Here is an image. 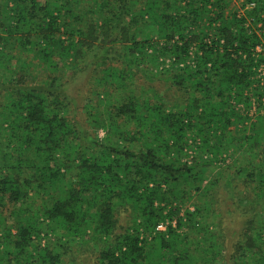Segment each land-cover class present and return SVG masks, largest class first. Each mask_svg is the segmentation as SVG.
<instances>
[{
    "label": "trees",
    "instance_id": "16d2710c",
    "mask_svg": "<svg viewBox=\"0 0 264 264\" xmlns=\"http://www.w3.org/2000/svg\"><path fill=\"white\" fill-rule=\"evenodd\" d=\"M233 1L0 0V264H264V0Z\"/></svg>",
    "mask_w": 264,
    "mask_h": 264
},
{
    "label": "built area",
    "instance_id": "2783aa9c",
    "mask_svg": "<svg viewBox=\"0 0 264 264\" xmlns=\"http://www.w3.org/2000/svg\"><path fill=\"white\" fill-rule=\"evenodd\" d=\"M254 3H249L247 4L248 7L250 6H253ZM264 49V43L262 45H260L259 47H257V50L258 51H261ZM255 78H258L260 80V86L261 88L264 89V65H260L259 68L257 69V75ZM252 102H253V110L255 109V99L254 97H252ZM253 112V111H252ZM166 227V225L164 223H160L158 226H157V229L159 230H164Z\"/></svg>",
    "mask_w": 264,
    "mask_h": 264
},
{
    "label": "rangeland",
    "instance_id": "374dc122",
    "mask_svg": "<svg viewBox=\"0 0 264 264\" xmlns=\"http://www.w3.org/2000/svg\"><path fill=\"white\" fill-rule=\"evenodd\" d=\"M233 2L238 7V9L240 10L241 13L245 12L246 8H248V6L246 4L242 5L244 2L243 0H234ZM247 94L249 95V92ZM98 133L100 136H104V130L103 129H99ZM122 220H124V215L122 216ZM72 256H74V258L76 257V260L74 259L75 262H73V261L71 262L68 258V260H67L68 264L77 263V260H79V258L82 256V253L80 251H78V249L76 248V251H74V255H72ZM78 264H79V262H78Z\"/></svg>",
    "mask_w": 264,
    "mask_h": 264
}]
</instances>
